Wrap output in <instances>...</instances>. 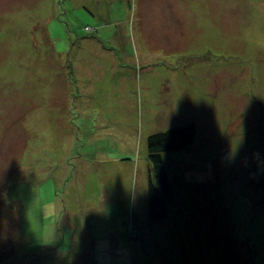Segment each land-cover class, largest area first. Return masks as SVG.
Returning a JSON list of instances; mask_svg holds the SVG:
<instances>
[{
    "label": "rangeland",
    "instance_id": "1",
    "mask_svg": "<svg viewBox=\"0 0 264 264\" xmlns=\"http://www.w3.org/2000/svg\"><path fill=\"white\" fill-rule=\"evenodd\" d=\"M97 2L0 0V264H264V0ZM85 5L133 38L87 91ZM186 123L150 223L147 137Z\"/></svg>",
    "mask_w": 264,
    "mask_h": 264
},
{
    "label": "trees",
    "instance_id": "2",
    "mask_svg": "<svg viewBox=\"0 0 264 264\" xmlns=\"http://www.w3.org/2000/svg\"><path fill=\"white\" fill-rule=\"evenodd\" d=\"M195 134L194 124L186 123L147 137V157L150 163L147 179V215L150 223L166 217L165 204L172 200L162 153L187 147L193 142Z\"/></svg>",
    "mask_w": 264,
    "mask_h": 264
},
{
    "label": "crops",
    "instance_id": "3",
    "mask_svg": "<svg viewBox=\"0 0 264 264\" xmlns=\"http://www.w3.org/2000/svg\"><path fill=\"white\" fill-rule=\"evenodd\" d=\"M99 0H96L95 4L96 5ZM84 11L86 12L85 16H90L91 19L95 22V25H98V23H101L100 26H95L96 28H93L92 31L95 33L94 36L89 37V41H80L77 40L78 46L77 47H72L73 49L68 52L67 55V70L69 72V75L75 76V86L78 85L80 90H84L81 86L80 80L84 79L83 73L86 70V66H81L83 63H99L101 67H95V72L94 70L90 71V75L93 79L98 78L99 76H103L104 78L107 77L105 70L115 67L116 69V63H123V61H127V59L132 58L131 56L128 57L126 56L125 58L119 57L118 56V49L117 48H122L126 46H131L133 42V38L131 35V32L128 29H125L124 31L126 34L125 40H126V45L123 46L122 41L120 42L117 38V31H110L109 29L103 28L106 26L101 20L106 18V15L108 14H103V13H97L96 11L90 9L85 5ZM84 15V14H83ZM101 34V38H99ZM118 33L121 34V31H118ZM122 36V35H121ZM123 36V37H124ZM118 45V46H116ZM74 46V45H73ZM107 47V48H106ZM53 53L55 54V49L52 47ZM116 71V70H115ZM73 79V78H72ZM74 81V80H73ZM107 86V85H105ZM85 89V91L90 90Z\"/></svg>",
    "mask_w": 264,
    "mask_h": 264
},
{
    "label": "built area",
    "instance_id": "4",
    "mask_svg": "<svg viewBox=\"0 0 264 264\" xmlns=\"http://www.w3.org/2000/svg\"><path fill=\"white\" fill-rule=\"evenodd\" d=\"M84 29H85L86 31H90V30H91L88 26H86Z\"/></svg>",
    "mask_w": 264,
    "mask_h": 264
}]
</instances>
